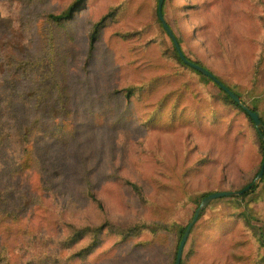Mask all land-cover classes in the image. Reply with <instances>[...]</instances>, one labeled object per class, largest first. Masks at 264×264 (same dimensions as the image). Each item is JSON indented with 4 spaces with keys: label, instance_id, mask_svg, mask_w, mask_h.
Instances as JSON below:
<instances>
[{
    "label": "trees",
    "instance_id": "trees-1",
    "mask_svg": "<svg viewBox=\"0 0 264 264\" xmlns=\"http://www.w3.org/2000/svg\"><path fill=\"white\" fill-rule=\"evenodd\" d=\"M49 1L15 0L9 19L13 0H0V264L144 256L151 264H175L194 212L184 223L175 217L191 202L186 180L201 174L217 180L201 201L239 194L201 214L182 264L215 257L228 245L239 250L233 256L239 264H264V176L254 183L264 162V0H165L163 7L186 58L257 113L261 128L213 78L180 58L159 19V0H126L107 12L102 0H70L61 10L54 3L49 9ZM89 4L95 17L79 21ZM144 8L150 22L127 28ZM149 68L154 72L143 75ZM249 74L261 88L260 106L226 79ZM183 129L210 147L186 156L180 171L159 152L135 148L141 135ZM128 156L141 159L139 171L150 183L156 173L171 172L177 194L168 206L131 178ZM131 200L142 210L137 219L109 217L106 201L128 207ZM221 200L230 209L203 221ZM90 205L101 214L97 223L75 225L71 211Z\"/></svg>",
    "mask_w": 264,
    "mask_h": 264
},
{
    "label": "rangeland",
    "instance_id": "rangeland-1",
    "mask_svg": "<svg viewBox=\"0 0 264 264\" xmlns=\"http://www.w3.org/2000/svg\"><path fill=\"white\" fill-rule=\"evenodd\" d=\"M69 2L70 0H50L47 5L49 9H51L52 4L54 3L53 10H61ZM125 2L126 0H102L101 5L103 9L107 12L109 7L114 8L116 5H122ZM93 10V5L89 4L86 10L80 12V16L82 18L80 17L79 21L80 19L85 18L88 19V22L92 21L95 17V13ZM15 12L16 4L15 0H13L11 10L4 16L11 19L15 16ZM150 20L151 16L149 9L144 8L141 15H136L135 13H132V16L126 22V27L131 29L141 22L149 23ZM115 25L117 28H121L122 23L115 21ZM10 28L11 27H6L5 29L9 30ZM153 72L154 70L149 68L143 71V75ZM226 79L228 81V84L233 87L235 91L238 92L247 103L252 106H260L261 88L260 86L254 83L253 76L251 74L244 76L226 77ZM109 140L110 139L107 137H105L104 139V145H106L107 147L109 146ZM136 140V149L151 148L159 152L166 158L170 167L178 169V171L181 170V166L186 156L189 155L194 158L198 157V154L195 153L197 152L199 146L202 149H207L210 147L209 141H200L196 137V135H194L189 129H183L175 134L160 132L148 133L139 136ZM118 144L120 143L118 142ZM187 151H189L190 154L187 153ZM104 156L105 161L108 155H106L105 153ZM141 165V159H133L132 157L128 156L124 160V168L126 169V171L130 172L131 178L145 189L149 197L163 207L168 206L169 202L172 201L177 194V189L173 188L174 184L171 182V172H169L168 175L165 176H163V171L156 173L154 177L155 181L153 183H150L149 178H147L141 171H139ZM186 181L188 183V190L191 193V202L188 204V209H180L175 217V221H180L183 223L186 222L187 216H189L190 218L193 212L195 214L196 206H200L201 196L205 193L202 191H204L206 188H213L217 182L216 177L214 175L206 176V174L189 177ZM130 204L131 205H129L128 207H116L110 201H106V211L108 212L110 218L115 219L119 222L135 220L141 215L139 213L142 210L135 207L134 200H131ZM230 207L231 202L229 200L216 201L205 213L203 221L210 218L217 212L228 211ZM144 213L148 216H153L155 214L154 211H146ZM100 216L101 214L91 205L88 206L86 210L80 209L71 211V218L76 222L75 225H84L87 223L96 224ZM253 232L254 234H257V230L255 228L253 229ZM258 245L259 243L257 242V246ZM235 254H239V250L234 249L233 247L228 245L225 246L222 250L218 251L215 257L201 256L198 258V260H196V262H198V264H239L234 260L233 256ZM108 264H151V262L148 256H144L143 258H132L129 261L111 262Z\"/></svg>",
    "mask_w": 264,
    "mask_h": 264
},
{
    "label": "water",
    "instance_id": "water-1",
    "mask_svg": "<svg viewBox=\"0 0 264 264\" xmlns=\"http://www.w3.org/2000/svg\"><path fill=\"white\" fill-rule=\"evenodd\" d=\"M165 4V0H159V7H158V16L160 21L162 22L164 29L166 30L167 35L169 36V38L172 40L173 45L176 49V52L178 53V55L180 56V58L184 61L185 64L191 66L193 69L199 71L200 73H202L204 76H207L209 78H213L217 84H219L221 86V88H223L238 104H240V106H242L248 113L249 115L252 117V119L254 120L257 128H261L263 126V122L260 119V116L249 110L247 108V106L240 100L239 97H237L232 91H230L228 88H226L223 84L220 83V81H218L206 68L194 64L191 61H189L186 56L184 55V53L182 52V49L180 47V44L176 38V36L174 35V33L172 32L171 28L169 27L164 15H163V7ZM264 176V162L262 164V168L261 171L258 175V177L255 180V184H258L261 182L262 178ZM239 193H235V192H221V193H214L212 195H209L208 197L204 198L201 203L200 206L198 207V209L196 210L192 220L190 221V223L187 226L186 232L183 236V239L180 243L179 246V250H178V255H177V259H176V263L175 264H182V259H183V252L185 249V246L187 244V241L189 239V236L195 226V224L198 222L201 213L209 206V204L216 200V199H220V198H227V197H233L238 195Z\"/></svg>",
    "mask_w": 264,
    "mask_h": 264
}]
</instances>
